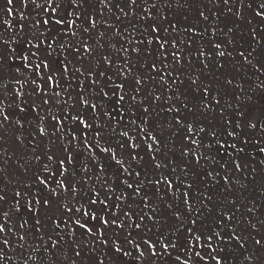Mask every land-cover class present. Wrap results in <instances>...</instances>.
Listing matches in <instances>:
<instances>
[{
	"label": "rangeland",
	"instance_id": "obj_1",
	"mask_svg": "<svg viewBox=\"0 0 264 264\" xmlns=\"http://www.w3.org/2000/svg\"><path fill=\"white\" fill-rule=\"evenodd\" d=\"M93 1L89 0V3L93 5L90 9L88 5H85L81 11L85 14L90 11L94 15L97 20L96 27L90 33H80L71 39L79 41L81 36H83L88 40L89 45L94 48V56L85 54L83 64L77 66L82 69L91 67L94 71H103L107 68V75L111 76L113 80H117L115 73H117L118 67L114 65L108 68L101 58L103 55H110L114 61H117V64H122L127 57L129 58V64L132 65V74L128 77L129 80H131L132 75H147V65L153 59H162V56L156 51L157 46L147 45L149 46L147 49L145 46L142 47L140 43H137L140 40V31L137 32L129 29V24L126 21L131 20L133 23L131 16L128 18L119 16L116 9L111 7V3H114L115 0H111V3L110 0L108 1V9L94 5ZM187 2V0H180L179 7L173 10L174 21L177 26L176 32L166 31L161 33L162 36H167L169 39L174 37L177 41L182 61L180 64L172 63V56L170 54L172 49L171 46H168L169 55L166 63H168L169 69L173 71L174 75H179V79L183 83L178 82L176 85H173V88H170L165 82L160 81L158 77L156 81H148L145 90L137 96V101H140L146 92H151L152 95H159L160 100L153 104L151 96L148 97L145 106L149 107L150 112L146 121L143 107L139 109L133 108L131 113L127 115L126 120L130 129L129 135L136 137V142L140 143L141 148L144 149L141 152V155L145 157L144 161L141 162L144 164V172L147 173L154 169L150 168L148 163L150 155L147 153L146 146L143 143V136L139 134V127L141 125L138 121H141L142 117L144 119L142 126L145 130L151 131L153 135L162 140V151L157 154V159L161 160L162 164H166L169 161L175 162V175L184 179L186 183L192 184L191 196L196 197V206H200V196L202 194L208 195L209 200L205 201L207 206L203 210V215L193 225L190 223V219L194 218L195 214L186 212L182 199H177L174 193H166L163 189L157 193L155 188H148L147 193L150 204L157 209L154 219L149 220L145 216L144 221L137 220V222L141 223L140 229L129 228L119 232L116 236H113L111 231L106 232L105 236L109 239L107 246L97 243L93 247L88 243L92 238L79 235V229L76 232H70L67 227H64L54 231L55 225L52 223V218L65 219L66 215H68L64 211V204L73 209L75 207L86 208L89 202L88 197L94 184L98 190L105 178L109 179L113 187L119 184V181L116 180V167L109 168L108 165L112 162L106 161L104 159L105 154L101 153L100 163L105 165L107 171L100 174L101 181L97 182L95 180L97 170L89 159L91 153L81 151L83 147L81 145L73 152V163L69 168V172L65 174L67 179H74L77 182L79 191L76 197H73L71 193L64 194L63 197L56 196L48 189H43L42 185L34 183L32 174L42 169L44 163H49V167L53 169L56 167L55 162L47 161L44 153H54L55 157L62 156L64 153L61 146L67 141L56 140L55 136L52 135L41 137L34 131V127L39 122V117L41 115L47 117V114L43 110L40 113L31 110L30 105L33 100H36V97L32 95V88L35 86L30 83L34 77L30 69L23 67L28 61H21L16 58L10 62V67L5 65L7 74L4 76L3 86H0V95L5 97L7 110L16 113L13 116L14 120L16 118H26L23 121L25 128L17 133L23 140L22 144L19 142H17L18 146L17 144H13L11 139L12 133L9 132V139L4 143L3 147H0V177L4 181L3 184H0V189H3L7 193L5 197L7 201L9 197L14 196L16 190L24 191L25 186H29L30 196L33 193L39 194L42 198H49L50 203L48 207H42L39 217H36L41 220V227L38 233L32 227L35 220L30 219L27 212L21 210V213H17L14 209L9 212L6 224L11 228L10 242L15 241V244L13 247L6 249L11 257L8 264H25V262L27 264H98L101 260L103 264H128L129 262L132 264H168V262L169 264H185L186 260L188 264H193V259L188 258L186 249L177 246L169 248L163 255L154 257L151 255V250L146 242L151 240L152 243L156 244V251L160 252L163 245L157 243V241L160 240L161 234L165 242L168 239H172L178 245L179 240L187 235L186 228L188 227H191L194 232L207 233L209 230L224 232L237 229V222L239 223L238 227L242 226V235L246 243L243 248L239 247L236 241H232L227 247L221 245L218 251H222V255L227 258L226 264H256L257 260L260 261V264H264V247L255 245L253 240V238L259 239L261 236H264V222L258 221V219L253 217L254 212L260 211L264 207V198L261 200V192H264V175L262 173L264 171L260 170L259 164L254 159L245 157L240 162V171H236L232 163H229L227 169L231 173L226 176L228 180L225 181V187L222 190H213L211 178L206 175H200L206 173L208 168L211 169L213 167L207 159L208 156L201 159L199 164H196L192 157V152H196L197 155L206 152L208 139L211 138L214 131H226L225 126L214 127V121L210 113H207L209 112L206 109L207 106L202 105L199 101L192 100V97H200V94H203L204 88H207L210 94L217 93L223 97L221 103L224 104V109H226L227 115L233 122L227 128H236V131H238V133L234 134V137H231L232 144L236 143L237 148H243V151L246 152H250L246 149L248 143L254 144L260 142L264 146V127H261L262 121L264 122V113H262L264 109L260 106L264 104L263 100L260 103L261 96L264 93V87L260 86V81H264V70L257 71L256 68L257 61L264 62V56L257 54L252 48L250 29L255 28L251 19L253 16L248 14L250 13L248 10L239 17L223 14V11L218 6L213 5L208 0L207 2L195 0L191 4L192 6L186 5ZM257 2L259 3L260 0H257ZM8 7L7 0H0V17H5L10 22L18 19V14L8 16L6 11ZM65 7H67V4ZM16 8H20L19 3L16 4ZM200 11L206 12V20L199 16ZM118 16L119 19H117ZM137 16L142 18V16ZM32 18L34 17L29 16V19ZM166 18L170 21L172 13H166ZM82 22V20L78 21V23ZM160 22L163 23V21ZM189 27H194L196 34L185 33V29ZM101 33H103V36L100 35ZM3 35L7 39L12 33L5 31ZM189 35H191L192 39L190 46L187 43ZM57 39H60V36ZM64 39H68V37H64ZM92 39L94 42L91 41ZM129 40L132 41L131 44L128 43ZM216 44H220L221 47L217 49L215 47ZM17 45H20L19 40H16L12 47L17 48ZM122 45L129 49L128 53L121 51ZM133 47L140 49V51H132ZM200 50L205 53L204 57L199 55ZM0 51H3V49H0ZM219 52H224L225 55L220 56L218 55ZM242 52L245 55L251 53L249 55L251 64L243 59L240 55ZM19 54L27 55L22 46L19 49ZM41 55H46V53ZM62 58L63 54L61 56H53V60L56 61ZM32 62L35 63V60ZM73 62L75 63V61ZM53 67H56V65L54 64ZM17 68H19V71H17ZM151 75L155 76L156 73H151ZM13 76L19 78L21 83H24V95L17 101L24 108L23 112H19L15 108V103L9 104L13 90L18 87V85L13 83ZM80 79L82 77L78 73L75 83H79ZM193 79L196 80L195 84L192 83ZM119 82L117 80V83ZM85 84H87V81H85ZM56 90L59 91V89ZM69 91L72 92V103H75V107H70L67 111L71 115H75L82 111V105L76 103V93L79 89L73 88L69 89ZM64 95L66 93L62 92V96ZM85 95L94 96V93L90 91L85 93ZM168 96H171L172 99L168 100ZM237 96L245 99L243 105L234 101ZM177 97L179 98L177 99ZM37 103H39L38 100ZM99 103H103L105 109L111 110V105L103 101H99ZM182 104H187L191 111L183 109L180 113H177L167 110L168 107L173 105L177 108H182ZM245 108L248 110H245ZM64 110L60 105L52 109L57 114H62ZM90 115L92 113L88 112L85 118ZM177 115L181 119L180 124H177L174 119ZM101 119L103 120V118ZM131 120H135L136 124L132 125L130 123ZM52 123L54 122H51L47 118L44 121L43 126L49 134L54 132V129L51 127ZM67 124L70 128L75 127L71 119L67 121ZM189 125L192 126L191 133L188 132ZM250 125H255L256 127L253 128ZM200 129H203V131H200ZM119 130L120 126H117V131L113 134L111 127H109L103 133L106 138L111 136L110 143L114 149L121 140ZM30 133L35 135V140H33V135H30ZM197 133L206 134V136L198 140L195 137V135H198ZM56 135L60 134L56 133ZM186 135L191 136L197 143L191 144L190 141L185 140L184 137ZM123 139L127 140V138ZM53 140H55V143H52ZM92 141L93 143L95 142V137L92 138ZM32 143L37 145L35 154L41 156L39 162L34 159V153L31 150ZM101 144L103 145L104 142L101 141ZM251 145L249 144L248 147ZM185 148L189 151L188 156L183 154ZM125 149H127V144H125ZM137 151H140V149ZM231 151L233 155L235 154L234 158H236L238 152L232 149ZM78 153L79 155H77ZM21 164L28 167L29 170L26 172L24 168L20 167ZM81 165H87L93 175V180L87 184H84L81 180V177L85 174ZM182 167H188V173H182ZM155 171L156 175H159L160 172L170 171V169L162 167ZM67 179L65 180L66 183ZM202 181H208V183H202ZM123 190V186L117 187L116 195H119ZM179 191L180 193L184 191V185H180ZM57 192H60V189H57ZM103 195L104 193L101 192L102 197ZM12 203L14 201H9L8 203L0 202V207L8 211ZM124 203L130 204L137 214H139L140 208L143 207L139 203V197H133ZM168 205H172L174 209L181 211L184 220L182 225L180 221L175 219L173 208H169ZM253 205L255 206L254 211L249 213L248 209L252 208ZM228 209H231L234 220L221 229L217 226V218L223 211H227ZM145 212L148 215H152L149 209H145ZM76 215L79 217L80 213ZM23 220H28V224L24 229H19V224ZM249 221H251V224H255L256 227L252 228ZM177 225H180V227L177 228ZM89 226L91 227L92 225L90 224ZM93 230L96 231L95 228ZM18 231L26 233L23 241L16 234ZM127 232H131L132 238L140 243V249H136L132 244L123 243ZM49 235H51L52 240L57 241L56 247L51 246ZM113 240L116 241V247H123L125 251L129 252V255L122 256L116 253L113 249ZM73 241L86 245L80 257L74 255L73 248L75 245ZM262 244H264V241H262ZM257 248H260L259 252L256 251ZM141 251L143 252V256L140 255ZM249 256L252 257L251 260L247 259ZM175 257L177 258L174 259ZM197 264H199L198 261Z\"/></svg>",
	"mask_w": 264,
	"mask_h": 264
},
{
	"label": "snow or ice",
	"instance_id": "obj_2",
	"mask_svg": "<svg viewBox=\"0 0 264 264\" xmlns=\"http://www.w3.org/2000/svg\"><path fill=\"white\" fill-rule=\"evenodd\" d=\"M210 2L222 4V11L227 13H233V9L235 8V15L237 17L255 6L254 11L248 14H251L253 19L258 18V22H264V0H260L259 3L257 0H235V2L233 0H210ZM17 3L20 5L19 9L16 8ZM168 3L169 0H122V2L121 0H115L114 3H111V7L116 9L119 16L125 18L131 16L134 19L139 13L142 15V18L151 19L154 11L159 10L162 4ZM66 4L67 7H65ZM7 5H9L6 9L8 16L18 14L19 18L10 22L7 18L0 17V49H3V51H0V86H3L4 76L7 74L5 65L10 67V62L16 58L21 61H28L23 67L30 69L32 72L34 78L31 79L30 83L35 86L32 88V95L36 97V100H33L30 105L31 110L37 113L43 110L47 114V117L44 115L39 117V122L34 127V131L41 137L52 135L55 136L56 140L67 141L61 146L64 153L62 156L55 157L54 153H44L48 162H55V169L49 167V163H44L42 169L32 174V180L35 184L42 185L43 189H48L53 195L63 197L64 194L71 193L73 197H76L79 191L77 182L74 179H67L65 174L69 172V168L73 163V152L82 145L81 151L91 153L89 159L97 170L95 174L97 182L101 181L100 174L107 171L105 165L100 163L101 153L105 154L104 159L106 161L112 162L108 165L109 168L116 167V180L119 181V184L113 187L109 179L105 178L99 190L94 184L88 197L89 202L86 208L75 207L73 209L64 204V211L68 215H66L65 219L52 218V223L55 225L54 231L64 227H67L70 232H76L79 229V235L92 238L88 243L93 247L97 243L107 246L109 239L105 236L106 232L111 231L113 236H116L119 232L129 228L140 229L141 223L137 222V220L142 222L145 220V216L149 220L154 219L157 209L150 204L147 193L148 188H155L157 193L161 189L166 193H174L177 199H182L186 212L195 214V217L190 219V223L196 224L198 218L203 215L204 208L207 206L205 201L209 200L208 195L202 194L200 196V206L197 207L195 203L196 197L191 196L192 184L186 183L184 179L175 175L176 166H174V161L162 164L161 160L157 159V154L162 151V140L153 135L151 131H146L142 126L144 122H142V125L139 127V134L143 136V143L146 146L147 153L150 155L148 162L150 168L154 169L145 173L144 164L141 163L145 159L144 155H141L144 149L141 148L140 143L136 142V137L129 135L130 129L126 120L127 115L131 113L133 108L139 109L143 107L146 121L150 112L149 107L145 106L146 100L149 96H151L153 104L160 100L159 95H152L151 92H146L145 96L140 101H137V96L145 90L148 81H156L158 77L160 81L165 83L170 80L172 85H176L178 82L183 83V81H180L179 75H174L173 71L169 69L168 63H166L169 55L168 46H171L172 49L170 53L172 63L180 64L182 61L176 39L174 37L169 39V37L161 35L162 32L168 31V28L157 25L153 21L149 25L150 31L147 36L137 42L143 44L146 40L148 45L155 43L157 46L156 51L162 56V59H153L147 65V75H132L131 80H129L128 77L132 74V65L129 64V58L126 57L124 63L117 64V61H114L110 55L102 56V62L108 68L114 65L118 67L115 75L120 82L117 83V80H113L111 76L107 75V68L103 71H94L91 67L82 69L77 66L83 64L85 54L94 56V48L89 45L88 40L83 36H81L79 41L71 39L80 33H90L96 27L97 20L94 15L90 11L87 14L81 11L85 5H88L89 9L92 7L89 0H7ZM29 16H33L34 18L29 19ZM119 16L117 19H119ZM199 16L205 20L207 19L204 11H200ZM164 18L166 19V17ZM81 20L83 22L78 23ZM169 27L174 33L176 32L177 26L171 23V21H169ZM257 27L259 31L253 28L250 29V32L252 39L258 41L260 32H264V27L259 23ZM5 31L12 33L7 39L3 35ZM185 33L196 34V29L194 27L186 28ZM100 35L103 36V33ZM58 36H60V39H57ZM64 37H68V39H64ZM16 40L20 41V45H17V48H13L12 45ZM128 43L131 44L132 41L129 40ZM187 43L189 46L192 44L191 35H189ZM21 46L27 52V55L19 54ZM215 47L219 49L221 45L216 44ZM121 51L128 53L129 49L122 45ZM132 51L137 52L140 49L133 47ZM43 53H46V55H41ZM61 54H63L61 60H53V56H61ZM199 55L204 57L205 53L200 50ZM218 55L224 56L225 53L219 52ZM240 55L249 64L252 63L249 59L251 53L245 55L242 52ZM33 60H35V63L32 62ZM54 64L56 67H53ZM256 68L257 71L264 70V62L257 61ZM17 71H19V68H17ZM78 73L82 79H80L79 83H75ZM151 73H156L157 75L154 76ZM85 81H87V84H85ZM13 83L18 85V87L13 90L9 104L15 103V108L19 112H23L24 108L17 101L24 95V83H21V80L15 76H13ZM192 83L195 84L196 80L193 79ZM260 86L264 87V81H260ZM73 88L79 89L76 93V103L82 105V111L75 115H71L67 111L68 108L75 107V103H72V92L69 91V89ZM56 89H59V91ZM90 91L94 93V96L85 95V93ZM207 91V88H204L205 94H207ZM62 92L66 93V95L62 96ZM167 99L171 100L172 97L168 96ZM37 100L39 103H37ZM99 101L111 105V110L105 109L104 104L99 103ZM57 105L65 109L62 114L52 111ZM183 109L191 111L187 104H182V108H177L173 105L168 107L167 110L169 112L175 111L180 113ZM88 112H91L92 115L85 118ZM15 115L14 111L7 110L5 97L0 95V147H3L4 143L9 139V132L12 133L11 139L13 144H17V142L23 143V140L17 133L25 128L23 121L26 118H16L14 120L13 116ZM46 118L54 122L51 124V127L54 129V132L51 134L43 126ZM69 119L73 121L75 127L70 128L68 126L67 121ZM174 119L177 124L181 123L179 115ZM130 123L135 125L136 121L131 120ZM117 126H120L119 135L121 140L114 149L110 143L111 136L106 138L103 133L105 129L111 127L112 133L115 134ZM250 126L256 127L255 125ZM261 127H264V125H261ZM200 131H203V129H200ZM188 132H192L191 125L188 126ZM56 133L60 135L57 136ZM232 134L234 135L235 133ZM30 135H33V140H35V135L33 133H30ZM212 136L215 137L216 134L212 133ZM93 137H95L94 143L92 141ZM123 138H127V140ZM184 139L190 141L191 144L197 143L189 135H186ZM101 141L104 142L103 145ZM52 143H55V140ZM125 144H127V149H125ZM229 147L235 152L243 151V148H237L236 143L231 144ZM221 148H224L225 153L228 154L227 148L223 144L216 149L217 153L220 152ZM36 149L37 145L32 143L31 150L34 153V159L39 162L41 156L35 154ZM138 149L140 151H137ZM261 151H264V149H261ZM183 154L185 156L189 155L187 148L183 150ZM206 156V152L199 155L196 152H192V157L196 164H199L201 159ZM231 163L236 171L241 170L240 162L234 157ZM20 167L24 168L26 172L29 170L23 164ZM162 167L170 169V171L160 172L159 175H156L155 170H159ZM81 168L84 169L85 173L81 177V180L84 184H87L93 180L92 172L87 165H81ZM215 168L216 165L214 164L206 173L200 175L214 178ZM188 171V167L181 168L182 173H188ZM66 179L67 183L65 182ZM224 180L227 181L228 177H224ZM3 183V178L0 177V184ZM202 183H208V181H202ZM180 185H184L182 193L179 191ZM121 186H123L124 190L119 195H116L117 187ZM57 189H60V192H57ZM101 192L104 193L103 197L101 196ZM29 193L30 187L25 186L24 191L16 190L14 196L9 197L6 201L5 197L7 193L3 189H0V202L8 203L9 201H14V203L10 204L8 211L0 207V264H8L11 257L6 249L13 247L15 244V241L10 242L11 228L6 224L10 211L14 209L17 213H21V210L27 212L29 218L35 220L32 227L36 229L37 233L40 231L41 220L36 217H39L42 207H48L50 201L49 198H42L39 194L33 193L30 196ZM133 197H139V203L143 205L140 208L139 214L132 209L130 204L124 203ZM168 207L173 208L172 205H168ZM254 208L255 206L253 205L252 208L248 209V212L252 213ZM145 209H149L152 215H148ZM77 213H80L79 217H77ZM173 215L176 220L180 221L181 225L184 223L180 210L173 208ZM217 219V226L223 229L229 222L234 220V215L231 209H228L227 211H223ZM27 224L28 220H23L19 224V229H24ZM90 224L92 225L91 227L89 226ZM249 224L252 228L256 227L255 224H251V221H249ZM176 227L179 228L180 225ZM94 228L96 231L93 230ZM186 233L187 235L179 240L178 245L172 239H168L165 242L161 234L160 240L157 241V243L163 245L160 252L156 251V244L152 243L151 240L147 241L146 243L151 250V255L154 257L160 256L169 248L178 246L187 250L188 258L193 259V264H197V261L199 264H226L227 258L222 255V251H218L221 245L227 247L229 243L236 241L237 245L243 248L246 243L244 236L236 230L224 232L209 230L205 233L194 232L191 227H188L186 228ZM16 234L21 241L24 240L26 235V233L19 231ZM253 240L255 245L264 247V244H262L264 236H261L259 239L253 238ZM49 241L52 247L57 246V241L52 240L51 235H49ZM123 243L132 244L136 249H140L141 247L140 243L132 238L131 232L126 233ZM73 244L75 245L73 248L74 255L80 257L86 245H82L76 241H73ZM112 244L116 253L122 256L129 255V252L125 251L123 247H116L115 240L112 241ZM256 251L259 252L260 248H257ZM140 255L143 256L142 251ZM247 259L251 260L252 257L249 256ZM98 264H103V261H99ZM185 264H188L187 260ZM256 264H260V261L257 260Z\"/></svg>",
	"mask_w": 264,
	"mask_h": 264
},
{
	"label": "bare ground",
	"instance_id": "obj_3",
	"mask_svg": "<svg viewBox=\"0 0 264 264\" xmlns=\"http://www.w3.org/2000/svg\"><path fill=\"white\" fill-rule=\"evenodd\" d=\"M108 1L109 0H94L93 4L97 5L98 7H102V8H106L108 9ZM188 2L186 3V5H190L195 1V0H187ZM203 2H207V0H201ZM210 2V0H208ZM179 2L180 0H169L168 4H162L160 6V9L157 11L153 12V15L151 17V19H147V18H141V17H135L133 19V23L131 22V20H127L126 22H128L129 24V29L133 30V31H140V40L144 39L148 32L150 31V27L149 25L154 21L157 25H160L164 28H168V31H172L171 28L169 27V20H167V18L165 19L164 17H166V13L171 12L172 13V18H171V23L175 24L174 21V13L173 10H175L176 7H179ZM233 2H235V0H233ZM213 5H216L220 8V10H222L223 5L216 2V3H212ZM93 6V5H92ZM255 6H253V8L248 9V11L251 13L254 11ZM222 12V11H221ZM206 13V12H204ZM223 14L226 15H232V16H236L235 15V8L233 9V13H227V12H222ZM222 14V15H223ZM139 16H142L141 14H137ZM133 18V17H132ZM218 18V17H217ZM253 21V25L255 26V29H257V31H259V28L257 27L258 23L264 27V22H258V18L257 19H253V17L251 18ZM135 21V22H134ZM160 21H163V23H161ZM127 30V29H125ZM252 39V37H251ZM95 40V39H94ZM93 41V39L91 40ZM94 42V41H93ZM147 42L145 40V43L141 44V46H145V48H149V46H147ZM153 46H156L155 43L151 44ZM252 48L254 49V51L261 55L264 56V32H260V36L257 40H253L252 39ZM190 54V53H189ZM191 59H193L192 57H190ZM157 75V74H156ZM167 79V78H166ZM167 86L170 88H173V85L171 84L170 81H168ZM242 97V96H241ZM223 97L217 93H209V91H207V94H205V92L203 91V94H200V97H192L193 101H199L202 105L207 106L206 109L209 110L210 116L212 117V120L214 121V127L219 128L220 126H225L226 127V131H221V130H217L214 131V133L216 134L215 137L211 136L210 139H208L207 142V146H206V153H207V159L208 161L211 163V165H216L215 168V172H214V178H211V184L213 185V190L215 189H220L222 190L223 187H225L226 183L224 180V177L227 176V174H230L231 171H229L227 169V166L229 165V163H231L234 155L231 151V147H229L232 143V139L231 137H234V135L232 133H238V131H236L235 129L232 128H227L230 127V125L233 123L230 119V117L227 115L226 109H224V104L221 103V99ZM264 102V93L261 96V101L260 103ZM236 103H242V105L244 104L243 102H245V99L240 98L239 96L236 97V100H234ZM259 103V104H260ZM263 109H264V104L260 105ZM245 110H248L247 108H245ZM261 110V109H260ZM213 111V112H210ZM262 111V110H261ZM262 113H264V110L262 111ZM141 119V118H140ZM140 125H142V122H144V119L142 117L141 121H138ZM144 124V123H143ZM262 125H264V122L262 121ZM196 134V133H195ZM198 134V133H197ZM206 134H198L195 135V137H197V139L199 140L202 137H205ZM206 139V138H204ZM214 139V141H213ZM223 144L226 148H227V153H225L224 148H221L220 152L217 153L216 149L218 147H220V145ZM249 144H252L251 146L248 147ZM246 149H248L250 152H246V151H242V152H238L237 157L235 158L237 161L241 162L245 157L249 158V159H254L258 164L260 170L262 169L264 171V151H261V149H264V146L260 143V142H256V143H248L246 145ZM223 157V159H222ZM209 170V168L207 169V171ZM264 175V172H262ZM154 190V189H153ZM264 198V192H261V200ZM260 200V201H261ZM258 206V205H257ZM256 206V208H257ZM253 217L258 219V221L264 222V207L262 208V210L254 212ZM239 223L237 222L236 227L237 229H235L237 232L243 234L242 232V226L238 227ZM177 257H175L174 259H176ZM173 259V260H174ZM128 264H132L131 262H129ZM169 264V262H168Z\"/></svg>",
	"mask_w": 264,
	"mask_h": 264
}]
</instances>
